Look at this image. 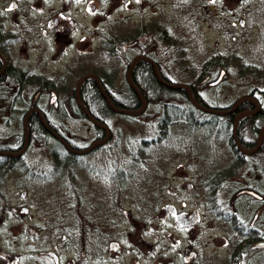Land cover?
Returning <instances> with one entry per match:
<instances>
[{"label": "rangeland", "instance_id": "rangeland-1", "mask_svg": "<svg viewBox=\"0 0 264 264\" xmlns=\"http://www.w3.org/2000/svg\"><path fill=\"white\" fill-rule=\"evenodd\" d=\"M3 1L0 0L2 7ZM121 1L70 0L67 3L65 0H56L58 10L55 17L56 21L58 16L60 17V27L64 32L63 37L57 38L65 50L60 54H57L60 47L56 48V45L46 42L47 39H56L57 22L53 28L35 31L31 29L32 21L25 20L24 12L17 16L14 11L8 10L9 16L15 22L13 36L19 42L18 49L21 52L18 65L22 68L28 65L32 68L31 72L40 71L41 77L36 78L34 73H28L34 75V81L26 87L1 82L5 86L0 85V105L5 106L7 113L2 120L3 124H0L2 140L5 141L6 137L8 140L15 137L21 139V122L36 97L60 130L79 144H89L96 135L95 126L89 118L78 114L77 100L75 98L70 102L68 94L76 91L78 80L85 73L92 72L97 76L101 73L112 79L111 91L125 96L128 87L127 71L136 53L141 49L156 53L164 61V66H170L173 75L176 71L180 72L175 78L176 81L195 84L200 94L213 104H229L248 94L250 89L255 91L258 87L263 91L259 92L257 98L259 97L264 106V74H242V63L246 61L253 63L252 66L260 65L264 71V0H161L165 5L162 14L159 9L163 6L157 4L144 7L142 14H135L132 13L135 9L130 12L121 8ZM142 18L149 23L150 20L153 21L149 24L150 32L147 34H151V29L155 31L160 19L172 34H179L183 42L180 53L182 63L181 60H174L171 50H168L170 55L167 54L163 35L159 34L156 40L142 36L148 31L144 25H138ZM169 35L168 32V37ZM45 45L48 48L39 54ZM222 66L225 67L226 73L218 83L212 84V80L218 78ZM203 67H217L211 70H215L214 77L203 81L202 78L187 77L182 72L197 70L199 73ZM171 99H174V102L168 103V99L159 105L148 100L146 110L138 115L113 112L109 116L112 138L106 145L81 156V174L85 178H92L89 181L91 188L97 189V192L101 189L105 192L112 184V181L107 179L112 166L121 168L120 173H125L121 174L124 179L120 177V183L118 182L123 190L119 192L118 201L110 209L118 220V229L136 232L137 242L140 240L137 231L151 230L152 247L148 249L150 253L135 247L136 259L140 264H160V259H164L165 254L174 257V263L185 264L180 256H175L178 248H171L167 253L161 245L164 230L168 231L169 240L171 236L178 239L187 236L172 219L162 221L164 211L161 206L166 200L178 205L184 201L186 208L192 209L194 205L198 209L202 215L195 234L199 243L198 254L202 258L204 257L201 253H204L205 257L211 254V258L215 257L217 263L225 264L223 255L233 252L235 246L238 251L242 235L232 218L228 219L227 223L217 219L214 225L208 220L229 214L233 207L239 217L246 209L256 211L255 204L247 202V198L254 197L243 196L238 190L250 185L264 191L260 184L264 181V174L251 165H232L230 173L224 176L228 180L224 183L222 192L216 190L214 209L210 208L209 204L213 198L201 188L196 193L189 182L198 174L199 184L202 185L206 183L205 173L228 165L229 162L233 164L236 152L229 144L232 127L223 125L225 118L219 119L217 126L222 125L223 129L211 128V125L200 127L201 125L190 124L185 112L187 110L194 109L197 118H210L211 115L204 112L200 114L181 97ZM174 108L179 111L183 109L182 116H177ZM168 114L171 122L161 130L160 121ZM160 130L163 131L162 136H159ZM47 140L34 142L29 148L28 156L39 157L41 162L46 164L51 161L49 152L54 147L55 140L51 137ZM259 141L257 137L256 142ZM253 155L263 168L264 153L253 152ZM95 166L100 167L106 174L103 178L91 174V167ZM211 176L212 174H209V177ZM44 181L50 183L54 180L46 174V177L40 178V182ZM164 187L171 189L166 198L162 191ZM262 201L257 210L260 214L264 211V196ZM145 215H150L151 219L146 225L141 218ZM132 219L136 220L135 223ZM147 238L149 239V235ZM256 249L264 257V247L259 246Z\"/></svg>", "mask_w": 264, "mask_h": 264}, {"label": "flooded vegetation", "instance_id": "flooded-vegetation-1", "mask_svg": "<svg viewBox=\"0 0 264 264\" xmlns=\"http://www.w3.org/2000/svg\"><path fill=\"white\" fill-rule=\"evenodd\" d=\"M55 1L4 0L3 7L0 5V77L8 76L7 69H9V65L14 66V69H25L27 75L34 73L36 78L41 77L40 71L33 70L31 72L30 69L32 68L28 65H26V68L18 65L21 52L18 49L19 42L13 36L15 34V22L9 16L8 13L10 12L8 10L14 11L17 16L24 12L26 15L25 20L30 19L32 21L31 29L35 31L53 28L57 22L56 39H47L46 42L47 44L56 45V48L60 47L57 54L65 52L62 49L64 45L57 39L60 36L63 37L64 32L60 27L59 16L56 21L55 13L58 8ZM65 1L70 2V0ZM156 4L160 7L163 6L162 9H159L161 11L159 13L162 14L165 5L161 0H122L119 6L130 12L135 9L132 13L142 14L144 13L142 10L144 7L148 5L153 7ZM137 9H141V11H136ZM159 21L155 31L151 29V34H147L150 32L149 24H152L153 21L150 20L149 23L143 18L139 20V26L144 25L148 28V31H145L142 36L146 35L145 38L156 40L159 34L163 35L164 39L162 40L166 44L167 54L168 50H171L173 53L171 56L174 60H181L182 63L183 59L180 57V53L183 42L181 37L178 33L172 34L162 19ZM167 31L170 34L169 37ZM46 48H48L47 45L39 51V54L44 53ZM137 56L140 57L136 63L139 60L146 61L147 67L151 65L156 76L155 64H157L159 73L165 79L173 80L180 74L179 71H176L173 75L170 66H164L162 58L150 50L141 49L136 53L135 57ZM4 66L5 69L2 70ZM180 68L183 69L181 66ZM214 68L217 67H203L199 73L197 70L180 71L184 72L187 77L202 78L205 81L214 77L215 70H213L214 72L211 71ZM223 68L225 67H220V74ZM32 76L34 77V75ZM4 109L5 106L0 105V124H3L2 120H4L5 114L7 115ZM28 112H30V115L33 112L38 114L43 126L51 132V138L55 140V143L49 152L51 161L46 164L44 161L41 162L39 157L28 156L30 153L29 148L32 146L29 135L24 134L21 139L15 137L11 140L6 137L5 141L0 137V264H140L136 259L135 247L143 252L150 253L148 249L152 247L151 230L137 231L140 234V240L137 242L136 232L131 230L120 231L118 229V220L114 218L115 216H113L110 209L118 201L119 192L123 190L121 184H119V179L121 174L124 175L125 173H120L121 168L112 166L108 172L109 177H107L112 181L111 186H108L105 192L102 189L97 192V189L91 188L89 183L92 178H85L81 174L83 166H81L80 153L73 152L68 148L65 140L67 143L70 140L66 136L56 135L53 132L56 129L48 123L50 115L38 103L36 97L28 107ZM102 130L104 132L100 133L99 136L95 135L91 142H97L104 137L105 130ZM56 132L58 131L56 130ZM107 143L108 141L98 144L102 147ZM24 147L26 149L21 151ZM55 147L57 148L56 151H54ZM231 165L232 162H229L228 165L214 168L212 171L205 173L207 175V178H204L206 183L202 185L199 184L200 177L198 174L189 182L196 193L202 189L213 198L209 204L212 209L216 204V190L214 183H209V180L220 172L223 175H228L231 171ZM91 170L93 176L103 178L106 175L100 167H91ZM46 174L54 181L50 183L40 182L41 176L44 178ZM209 174H212V176L209 177ZM121 179H124V176ZM162 191L163 196L166 198L171 189L164 187ZM238 191L240 194L254 197V199L250 198L247 202H253L257 207L256 211L246 209L245 213L238 218L247 223L244 233L241 235L246 246L248 240H252L251 247H246L243 250H239V248L237 251L235 246L233 252H226L223 255V262L225 264H264L262 253L256 249L259 246L264 247V244H257V242L264 240V211L262 214L257 211L259 205L263 202V195L250 185ZM219 202L221 203V201ZM224 203L226 204V202ZM186 207L187 204L184 201L181 205L169 200L162 204L161 209L164 211L162 221L165 222L168 218L172 219L187 234L186 238L179 237L178 239L171 236V240H169L167 237L168 231H162V248L167 253L171 248H178L175 256H180L185 264H220L216 262L215 257L211 258V254L205 257V254L201 253L204 258L199 256V243L195 234L199 229L202 215L194 205L192 209ZM197 207L199 208V203H197ZM230 212L229 214H223L222 217L221 215H218V217L215 215L216 217L208 221L212 225L217 219L227 223L228 219H231ZM89 213L90 215H88ZM141 218L145 225L151 221L150 215ZM131 221L135 223L136 220L132 219ZM146 229L149 228L146 227ZM147 235H149V239ZM163 257L164 259H160V264H176L173 262L174 257H170L168 254Z\"/></svg>", "mask_w": 264, "mask_h": 264}, {"label": "trees", "instance_id": "trees-1", "mask_svg": "<svg viewBox=\"0 0 264 264\" xmlns=\"http://www.w3.org/2000/svg\"><path fill=\"white\" fill-rule=\"evenodd\" d=\"M225 62H222V64H224ZM253 63L250 64V62L246 61L242 63V74H248V73H252L254 76H260L259 74H264V71L262 70L261 67H259L258 65L254 64L252 66ZM9 69H7L8 71V76L6 77H0V85L5 82V83H12V84H21L23 86H28V84H30L32 81H34V77L31 75H27V73L25 72V69H14V66L9 65L8 67ZM84 73V72H83ZM99 78L101 79V82L105 88V90L107 91V93L111 96V98L116 102L117 105L119 106H125L128 108H139L141 105V98L138 95L137 92H135V90L131 87V85L128 83V87H127V91L125 93V96H121L118 95L114 92L111 91L112 89V79H108L106 76H104L101 73H98ZM110 77V76H109ZM132 77L134 82L136 83V85L141 89V91L146 95V97L148 98L149 101L156 103V104H164L165 100H168V103L174 102V97H181L182 99H184L185 101H188L191 105L192 102L189 99L188 93L186 91L185 88L183 87H179V88H172L169 87L168 85L162 83L159 78L156 76L153 67L151 65H149V67H147V63L144 60H139L132 72ZM176 81V80H174ZM2 82V83H1ZM194 91H195V96L196 99L205 104V105H209L211 107H218V108H227L230 107L233 102L226 104V105H219V104H213L211 102H209L206 98H204L199 90L198 87L193 84V83H189ZM2 86H5L4 84H2ZM54 86V85H52ZM263 91L260 90V88H256L255 91L254 89H250V94L251 95H255V96H259V92ZM75 91H73V93H69L68 97L70 98V102L72 100H74L76 98ZM168 98V99H166ZM259 98V97H258ZM81 99L83 101V103L86 105V107L91 111V113L94 115V117H96L99 121L101 122H107L109 123V116L115 112L107 103L106 98L104 97V95L101 92L100 87L98 86V83L96 82V80L93 77H88L86 78L81 86ZM77 100V98H76ZM260 100V99H259ZM231 104V105H230ZM168 105V104H167ZM193 106V105H192ZM255 107V104L252 100L250 99H245L243 100L240 105L239 108L237 109V111H233L232 113L229 114H225V115H218V114H212L210 113V118L209 117H199L197 118L193 112L194 109H190L185 111L187 114V120L190 124H197V125H201L200 127H202L203 125H211V128H221L223 129L222 125L218 126V122L219 119L221 118H225V122H224V126H226L227 128L232 127L233 126V122H234V118H235V114L238 111H242V110H251ZM197 109V108H196ZM173 110H175L177 113L176 115L178 116H182V113L184 112V110H178L177 108H174ZM200 114L203 113V111L197 109ZM77 112L79 115H81V117H87V114L83 111V109L79 106L77 107ZM205 113V112H204ZM25 117V116H24ZM88 118V117H87ZM171 122V117L170 114H168V116H164V118L161 119L160 121V127L161 130L163 129V126H167V124H169ZM22 126L24 124V119L21 122ZM48 123L52 124L51 126L54 127L59 133H61L62 135L68 137V139L70 138V142L71 144H73V146L75 147L77 145V143H74V141L71 139V137H69L65 132H63L62 130L59 129L58 124H56L53 119L50 117V119L48 120ZM264 126V106L262 105V108L259 112L255 113V114H246L243 115L242 117H240L239 121H238V126H237V134H238V138L241 141V143L246 147V148H253L256 145H258V142H256L257 137L259 138V135L261 133V128ZM210 127V126H209ZM96 129V135L99 136L100 133H103L104 131L95 126ZM28 130H29V135H30V142L31 144H33L34 142H36L37 140H43L44 142H47L48 138L52 137V134L49 130H47L42 122L39 119V116L37 113L33 112L30 117H29V121H28ZM160 130V133L163 132ZM24 135V133H22V136ZM159 136H162V133L159 134ZM229 144L231 145V147H233L232 150H234V152H236V158L233 160L234 163L232 165H236V164H241L244 165L246 164L247 166H252L253 168H258L259 170L262 171V173L264 174V155H263V168L261 166V164L258 162V160H256L253 156V153L251 154H244L236 145L234 137H233V132L231 130L230 134H229ZM99 145L96 147L98 148ZM95 148V149H96ZM56 147L55 150L56 151ZM258 153H264V136L262 139V142L259 146V148L255 151ZM232 165L230 166V168L232 167ZM261 166V167H260ZM226 175H223L221 172L216 174L215 177H212L209 180V183L213 182L215 185V190H221L222 188H224V183L226 182V178L224 177ZM262 187L264 190V181L262 183ZM249 186V185H247ZM256 190L261 193L264 196V191H261L260 189L256 188ZM216 191V192H217ZM217 194V193H216ZM247 195V194H242ZM250 196V195H249ZM252 197V196H251ZM248 200L250 198H247ZM239 208V207H238ZM233 211L230 212V217L232 218L233 221L235 222V225H237V228L239 229L240 233L243 234L244 230H245V226H246V222L243 221H239V213H237L234 210V207L231 208ZM240 210V209H239ZM242 228H241V226ZM251 242L252 240L249 239L248 240V245L246 246L243 242H240L239 248L245 249L246 247H251Z\"/></svg>", "mask_w": 264, "mask_h": 264}, {"label": "water", "instance_id": "water-1", "mask_svg": "<svg viewBox=\"0 0 264 264\" xmlns=\"http://www.w3.org/2000/svg\"><path fill=\"white\" fill-rule=\"evenodd\" d=\"M137 58H135V60L132 62V64L130 65V68L128 70V74H127V78H128V81L130 82L131 86L133 87V89L138 93V95L140 96L141 100H142V104H141V107L140 108H137V109H133V108H128V107H125V106H119L117 105L113 99L111 98V96L105 91L103 85H102V82L100 80V78L94 74V73H87L85 74L83 77H81V79L78 81V84H77V90H76V95H77V98H78V101H79V104L80 106L83 108V110L85 111V113L88 115V117L91 119V121L93 123H95L97 126L101 127V128H104L106 130V136L103 138V139H100L99 142H104L106 140H108L111 136V131H110V128L105 124V123H102L100 122L96 117L93 116V114L89 111V109L85 106V104L83 103L82 99H81V96H80V86H81V83L88 77L92 76L95 78L96 82L98 83V86L100 87L101 89V92L102 94L104 95V97L106 98V101L107 103L109 104V106L114 110V111H118V112H123V113H126V114H139V113H142L145 108L147 107V104H148V99L147 97L144 95V93L139 89V87H137V85L135 84L133 78H132V70H133V67H134V64L136 62ZM5 66L3 67L2 70H4ZM155 69H156V73H157V76L159 78V80L168 85V86H171V87H184L187 89L188 91V94H189V97L190 99L192 100V102L199 108L201 109H204V110H207V111H212V112H218V113H230L232 111H236L239 107V104L245 100V99H251L254 104L256 105L255 109L253 110H244V111H240L236 114L235 118H234V125H233V137H234V140L237 144V146L239 147V149L243 152H253L255 150L258 149V147L260 146V144L256 145L255 147L251 148V149H247L245 148L241 141L239 140L238 138V134H237V125H238V120L240 118L241 115H245V114H254V113H257L258 111L261 110V104L260 102L254 98L253 96L251 95H243L241 96L236 102L235 104L233 105V107L231 108H228V109H217V108H213V107H210L208 105H204L200 102H198L193 94V91H192V88L189 84L187 83H172L170 82L169 80H166L164 79L159 71H158V68H157V65L155 64ZM224 72V70H223ZM220 78H218L217 80H214L213 83H216L219 81ZM29 116V115H28ZM27 121H28V117L26 119V122H25V131H26V134L28 135V131H27ZM263 135H264V126L261 128V133L259 135V140L261 141L262 138H263ZM94 143H92V145L90 147H87V148H83V149H75V148H72V147H69L72 151H79V152H87L89 151L93 146H94ZM26 147H24L21 151H24ZM258 245H262L264 244V240H261L259 242H257Z\"/></svg>", "mask_w": 264, "mask_h": 264}, {"label": "snow or ice", "instance_id": "snow-or-ice-1", "mask_svg": "<svg viewBox=\"0 0 264 264\" xmlns=\"http://www.w3.org/2000/svg\"><path fill=\"white\" fill-rule=\"evenodd\" d=\"M212 2H215V0H212Z\"/></svg>", "mask_w": 264, "mask_h": 264}]
</instances>
